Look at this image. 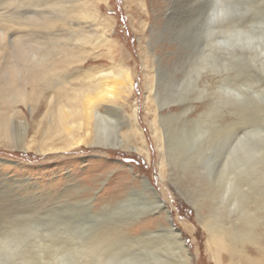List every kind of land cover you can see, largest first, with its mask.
I'll return each instance as SVG.
<instances>
[{
  "label": "rangeland",
  "instance_id": "rangeland-1",
  "mask_svg": "<svg viewBox=\"0 0 264 264\" xmlns=\"http://www.w3.org/2000/svg\"><path fill=\"white\" fill-rule=\"evenodd\" d=\"M27 1L31 2L3 0L0 4V26H10L8 32L12 35L17 29L4 21L3 12L16 6L17 11L28 10ZM62 1L65 0H48L38 10H49L55 3L59 7ZM212 1L71 0L72 4L84 7L78 13L86 25L84 34L89 37L98 28L108 41H99L98 37L88 41L71 39L65 35L66 30H61L59 42L64 45L54 50L42 44L41 57L46 63L64 59V48H69L75 61L69 70L75 75V79L71 78L73 85L79 80L96 81L105 74L101 70L112 67L116 72L130 74L133 88L126 87L123 92L118 82L112 81L115 78L101 80L106 92L110 90L115 97L122 92L119 103L125 111L137 108L141 127L137 139L147 150L140 154L120 147L85 144L66 151L39 153L16 149L0 139V264H20L23 246L33 248L34 238L48 234V230L67 229L77 237H88L101 233L106 224L109 228L119 227L123 214L104 215V206L130 194L141 195L140 191L146 189L145 180L154 186L170 211L187 244L192 264H228V260L222 259L228 254L227 249L217 254L216 244L209 239L207 222L203 221L216 218L222 209L227 161L239 140L252 129L253 124L245 117L243 98L264 88L261 77L247 78L245 66L237 63L239 66L234 67L236 60L228 54V50L235 48L264 63V34L253 33L264 31V0H235L236 6L245 10L232 12L233 19L240 18V27L230 31L211 25L216 21H211ZM221 15L231 17L221 13L220 20ZM93 22L100 23L91 26ZM243 30L249 34L246 38L241 35ZM244 40L250 43L246 50L242 47ZM33 43L35 47L37 43ZM80 53L86 56L84 60L78 59ZM150 86L160 92L158 100L164 102L163 109H159ZM44 105L40 114L31 113L25 105L19 106L31 124L29 136L36 134L47 111ZM159 115L167 117L163 120L171 130L170 154L166 147H159L153 135L152 122L159 124ZM55 204L68 209L62 208L54 217L55 210L50 209ZM28 215L32 217H25ZM161 225L170 226L164 218L147 217L130 226L128 233L157 231ZM18 230L23 233L16 235ZM23 235L26 239L21 238ZM5 237L12 243L24 244L20 250L12 244L11 249L4 251ZM108 248L114 252L104 254L105 264L113 256L120 260L124 254L138 252L136 244L114 242Z\"/></svg>",
  "mask_w": 264,
  "mask_h": 264
},
{
  "label": "bare ground",
  "instance_id": "bare-ground-1",
  "mask_svg": "<svg viewBox=\"0 0 264 264\" xmlns=\"http://www.w3.org/2000/svg\"><path fill=\"white\" fill-rule=\"evenodd\" d=\"M2 1L0 0V4ZM30 1L25 4L29 7L28 10L17 11L16 6L3 12L6 13L4 21L12 23L17 30L12 35L8 32L10 26H0V139L16 149H33L39 153L66 151L85 144L120 147L140 154L147 150L137 139L141 131L137 122V108L125 111L119 103L120 93L126 90V87L129 90L133 88L130 74L116 72L112 67L101 70L105 74L96 81L79 80V83L73 85L71 78L75 79V75L69 70L75 61L71 58L73 53L69 48H64V59L55 58L49 63L45 62L39 52L42 44L51 46L54 50L58 47L61 49L64 45L59 40L58 32L61 30H66L65 35L71 39L85 41L93 37H98L102 42L108 41L105 33L96 28L92 35L87 37L88 35L84 34L86 25L78 16L84 7L72 4L71 0L59 2V7L55 3L51 9L41 11L38 7L43 6V3L47 4L48 0ZM218 1H212L211 21L213 18L216 21L211 25L215 29L221 27L229 31L237 30L240 27V18L233 19L231 14L245 8L240 5L237 7L235 0H224V3L221 0L217 6ZM221 13L231 17L225 18V15H221L220 20ZM222 21L225 24L220 26ZM97 23L93 22L91 26H96ZM253 33L263 36L264 31L255 30ZM243 34L244 37L249 35L244 33V30L241 35ZM33 42L37 43L35 47ZM249 44L244 40L243 49L246 50ZM228 54L236 60L234 67L238 64L245 66L243 72L248 75L247 78L252 75L254 80L257 75L261 77V84L264 86V63L245 51L237 52L235 48L228 50ZM77 55L79 60L86 58L83 53ZM103 78H115L112 81L118 82L122 90L118 92L119 96L115 97L110 90L106 92L107 87L101 80ZM150 89L153 90L159 109H163L164 102L158 100L160 92L151 86ZM254 91L255 95L243 98L247 110L245 117L249 118L253 125L248 135L239 140L227 161L228 170L224 179L227 188L222 209L218 210L216 218L203 221L207 222L209 239L216 244L217 254L227 249L228 254L222 256V259L228 260V264H264V88ZM43 104L47 111L35 132L39 136H29L31 124L19 106H27L34 114L41 112ZM160 116L159 124L152 122L153 135L159 147H166L167 154H170L171 130L164 123L167 117ZM44 122L45 127L42 126ZM144 185L146 189L140 191L141 195L130 194L113 205L104 206V215L109 212L123 214L120 219V223H123L119 227L109 228V224H106L107 228L102 226L101 233L96 232L88 237L78 235L79 238L67 232V229L48 230V234L34 238L33 248L23 246L25 251L22 257L20 256V264H105L104 254L114 252H110L108 248L114 242L125 246L136 244L138 252L134 249L137 254H124V259L120 260L113 256L109 264H192L187 244L174 225L170 211L148 180L144 181ZM62 208L63 204H55L50 210H55L54 217H58V211ZM64 209L68 207L64 206L62 210ZM147 217L164 218L170 226L161 225L157 231L146 230L139 235L128 233L130 226ZM20 230L16 235L23 233L21 231L24 230ZM21 238L26 239L24 235ZM9 240L7 237L2 240L4 251L11 249L12 244L16 249L24 244L20 243L21 241L12 243ZM50 251L53 254H50Z\"/></svg>",
  "mask_w": 264,
  "mask_h": 264
},
{
  "label": "water",
  "instance_id": "water-1",
  "mask_svg": "<svg viewBox=\"0 0 264 264\" xmlns=\"http://www.w3.org/2000/svg\"><path fill=\"white\" fill-rule=\"evenodd\" d=\"M149 181V180H148ZM154 187V186H153Z\"/></svg>",
  "mask_w": 264,
  "mask_h": 264
}]
</instances>
